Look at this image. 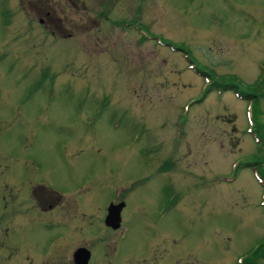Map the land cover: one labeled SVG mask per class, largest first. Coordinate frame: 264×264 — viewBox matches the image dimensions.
Here are the masks:
<instances>
[{
  "label": "rangeland",
  "instance_id": "rangeland-1",
  "mask_svg": "<svg viewBox=\"0 0 264 264\" xmlns=\"http://www.w3.org/2000/svg\"><path fill=\"white\" fill-rule=\"evenodd\" d=\"M16 3L0 0V12L22 19ZM138 5L147 33L112 23ZM22 6L23 28L11 27L25 42L5 33L2 45L0 22V264H72L78 247L90 248L89 264H240L264 242V188L246 167L262 156L251 103L224 89L234 79L251 88L260 72L264 0ZM43 9L53 37L36 23ZM43 71L52 87L46 79L32 90ZM31 185L61 193L63 205L20 220L17 199ZM121 200L114 232L103 217ZM53 214L66 222L47 230Z\"/></svg>",
  "mask_w": 264,
  "mask_h": 264
},
{
  "label": "flooded vegetation",
  "instance_id": "flooded-vegetation-1",
  "mask_svg": "<svg viewBox=\"0 0 264 264\" xmlns=\"http://www.w3.org/2000/svg\"><path fill=\"white\" fill-rule=\"evenodd\" d=\"M15 5H18V8H16V10L22 16L21 18L26 19V17H27L26 11H25V8L22 6L23 0H18V3H16ZM39 15H43V18L39 17L36 19L37 25L39 26L40 29L43 30V32L47 36L53 37V35L55 34V31L58 28L57 24L54 23V19L51 18L50 13L48 11L47 12L44 11V9H43V12L39 13ZM140 15H141V8L138 5L135 8L134 13L132 14V17L127 18V17L121 16V18L114 20V22H112V23H114L119 28H123L126 30L130 29V30H134V31L140 32V33H143V32L147 33L148 28L146 27V25L139 22ZM17 16L18 15L16 14V12L13 8L3 9V11L0 12V22H1V27H2L1 31H2V34L5 36V39L2 42V45L4 44V46H8L7 36L5 33L10 34V39L8 40L9 43L12 42L13 44L18 45L21 42H25L23 30L18 29L19 31H17V30L13 31V28L11 27L12 25H14L15 21L20 22L22 24V19H20V17L16 18ZM22 26H24V24H22L21 27ZM68 30L72 31L73 28L68 29ZM145 37H147V36L142 35L140 37V39H138V41L140 43L147 41V39H145ZM5 58H6V53H2L0 55V62ZM3 187L7 188V189L10 188V186L7 184L3 185ZM7 191L10 192V189ZM60 196H61V198H60ZM62 197H63V195L61 193L56 192V191H52V190L46 188L45 186H41V185L32 186L31 185L30 189L26 190V192H24L22 195L19 194V197L17 199L18 205L16 206L19 209V213L17 216L22 221H25V219H26L27 221L38 222L39 220L36 217L39 214L41 215V213H42V214L46 215L47 213H49L51 211H55L57 208V204L63 205L64 202H62ZM58 200L60 201V203L58 202ZM119 202H124V201L121 200ZM119 202H117V203H119ZM111 203H113V202H111ZM117 203H115V204H117ZM7 205H9V204H7ZM73 206H75L74 203H72L71 205L65 206L66 210L65 211H64V209L62 210L63 212H61V216L64 215L65 217H67L70 213H72L73 212L72 211ZM124 208H123V210H124ZM123 210H122V212H123ZM122 212H121V224L123 221ZM83 215H85V214H82V216ZM52 216L55 217V219L52 218ZM63 217L59 218L58 215L53 214V215L49 216L50 221L48 219L47 220L43 219L44 220L43 223L46 225V229L48 230L49 228H51L55 224H60V222H62V221L66 222V219L63 220ZM103 219H104V217H103ZM113 231L116 232L117 230H113ZM78 248H85L89 251V259L87 262V264H89L91 261V258H92V253L90 251V248L89 247H78ZM78 248H76L72 254V260H71L72 264H75L74 259H73V255ZM48 263H49V261L46 260L42 264H48Z\"/></svg>",
  "mask_w": 264,
  "mask_h": 264
},
{
  "label": "trees",
  "instance_id": "trees-1",
  "mask_svg": "<svg viewBox=\"0 0 264 264\" xmlns=\"http://www.w3.org/2000/svg\"><path fill=\"white\" fill-rule=\"evenodd\" d=\"M114 24V23H113ZM145 33V32H143ZM147 39V37H145ZM191 68L198 74L205 76V78L210 77L209 74H207L204 71H201L195 66H192V63H190ZM49 77L44 71L40 72L39 74V83H37L34 87H32V90H38L39 85L41 83H45V80H49V84H47L49 87H52L54 77ZM233 78V77H232ZM225 90H231L234 92L235 96L240 99L247 100L251 103L250 110L248 113V118L250 122V129L249 133H253L254 140L256 139L257 144V154L262 155L260 156V162L259 163H253L246 165V167H250L255 169L254 172L256 173V178L258 183L263 186L264 188V123L261 121V114H263L264 111L260 109L259 106V100H264V62L260 66V72L258 76L253 81L251 88H243L238 84L236 79H234L233 84L227 85L224 87ZM256 137V138H255ZM258 168V169H257ZM164 186V185H163ZM162 186V187H163ZM170 185L166 184L164 188L162 189V200L163 203L168 199L169 193H170ZM169 188V192L167 191ZM263 207H264V195H263ZM240 264H264V242L261 243L257 248H255L252 253L246 257L245 259H242Z\"/></svg>",
  "mask_w": 264,
  "mask_h": 264
},
{
  "label": "water",
  "instance_id": "water-1",
  "mask_svg": "<svg viewBox=\"0 0 264 264\" xmlns=\"http://www.w3.org/2000/svg\"><path fill=\"white\" fill-rule=\"evenodd\" d=\"M124 207V202H119L117 204H109V206L107 207V214L104 220V223L107 227H110L113 230H116L120 227L121 211ZM73 259L75 264H87L89 259V251L85 248H78L73 255Z\"/></svg>",
  "mask_w": 264,
  "mask_h": 264
}]
</instances>
